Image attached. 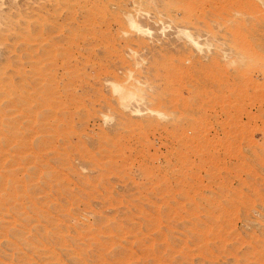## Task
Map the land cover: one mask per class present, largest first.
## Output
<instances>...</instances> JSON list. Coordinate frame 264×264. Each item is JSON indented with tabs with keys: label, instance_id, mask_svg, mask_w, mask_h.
<instances>
[{
	"label": "rangeland",
	"instance_id": "1",
	"mask_svg": "<svg viewBox=\"0 0 264 264\" xmlns=\"http://www.w3.org/2000/svg\"><path fill=\"white\" fill-rule=\"evenodd\" d=\"M0 264H264V0H0Z\"/></svg>",
	"mask_w": 264,
	"mask_h": 264
},
{
	"label": "bare ground",
	"instance_id": "2",
	"mask_svg": "<svg viewBox=\"0 0 264 264\" xmlns=\"http://www.w3.org/2000/svg\"><path fill=\"white\" fill-rule=\"evenodd\" d=\"M129 27H131V28H133V29H135L136 31L138 30H140V28L138 27V25L135 23V22H133V21H131V23H130V26ZM146 29V28H145ZM147 31V30H146ZM129 32V31H128ZM131 32V31H130ZM181 32V34H182V36H184V38H186L196 49H200V44L193 38V36L188 32V31H186V30H182V31H179V33ZM148 33H150V31H148ZM201 47H203L202 45H201ZM121 86H123L122 84H120ZM121 86H115L114 87V90L116 91V92H120V93H122V91H123V87H121ZM125 88V87H124ZM126 89V88H125ZM113 90V91H114ZM112 91V92H113ZM114 91V92H115ZM132 91V90H131ZM133 91L135 92V91H138V90H134L133 89ZM137 92H135V94H136ZM138 94H139V92H138ZM121 96H122V94H121ZM120 96V97H121ZM131 96V95H130ZM136 96V95H135ZM132 99L134 98L133 96L131 97ZM127 99V98H126ZM119 100H122V99H119ZM125 100V99H124ZM129 103V102H128ZM135 104H136V102H135ZM128 105V104H127ZM131 105V104H130ZM129 105V106H130Z\"/></svg>",
	"mask_w": 264,
	"mask_h": 264
}]
</instances>
